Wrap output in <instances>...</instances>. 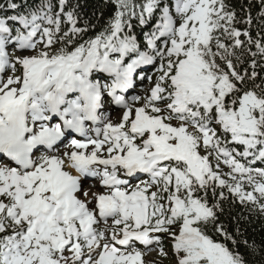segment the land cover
<instances>
[{
	"label": "snow or ice",
	"instance_id": "1",
	"mask_svg": "<svg viewBox=\"0 0 264 264\" xmlns=\"http://www.w3.org/2000/svg\"><path fill=\"white\" fill-rule=\"evenodd\" d=\"M111 3H0V264H264V0Z\"/></svg>",
	"mask_w": 264,
	"mask_h": 264
},
{
	"label": "trees",
	"instance_id": "2",
	"mask_svg": "<svg viewBox=\"0 0 264 264\" xmlns=\"http://www.w3.org/2000/svg\"><path fill=\"white\" fill-rule=\"evenodd\" d=\"M5 2L6 0H0V3H5ZM16 2L24 3V0H16ZM39 2L40 0H27V5L35 6ZM53 2L55 3V0H53ZM241 2L242 0H231V3L237 8V10H239ZM244 2L246 3V0H244ZM71 3L73 4L80 3L82 5L80 11L83 13L84 18L90 19L91 23L97 25L94 31H89L87 33V35L84 37L85 39H87L89 36H94L96 32L101 31L104 25L106 24L108 18L115 11L114 4L111 3V0H109L107 4L105 3V0H71ZM256 11H258V7L253 9V14H255ZM94 13L95 15H93ZM8 14H12V13L9 12ZM97 17H99V20H97ZM146 30L147 28L144 29V31ZM225 207L227 208V205ZM221 219H225V217H221ZM225 222L227 223L228 220H225ZM253 229H255V233L253 232ZM253 235L255 236L257 242H259L260 237L264 236V231H261V221L259 220L254 219L251 226L248 227V237L251 239ZM243 250L244 249L242 247L241 251Z\"/></svg>",
	"mask_w": 264,
	"mask_h": 264
},
{
	"label": "rangeland",
	"instance_id": "3",
	"mask_svg": "<svg viewBox=\"0 0 264 264\" xmlns=\"http://www.w3.org/2000/svg\"><path fill=\"white\" fill-rule=\"evenodd\" d=\"M18 51H20V50H18ZM29 51H31V50H29ZM71 93H69L68 94V96H67V99L69 100V98L68 97H71V95H70ZM64 106V105H63ZM62 106V107H63ZM61 107V108H62ZM107 111H108V114H109V116L111 117V116H115V114L120 110V107H112V108H110V109H106ZM225 171H227V168L225 167V169H224ZM152 255H155V254H152Z\"/></svg>",
	"mask_w": 264,
	"mask_h": 264
},
{
	"label": "bare ground",
	"instance_id": "4",
	"mask_svg": "<svg viewBox=\"0 0 264 264\" xmlns=\"http://www.w3.org/2000/svg\"><path fill=\"white\" fill-rule=\"evenodd\" d=\"M129 94H131V93H129ZM62 106H63V105H62ZM62 106H61V107H62ZM112 107H114V108H115V107H116V106H115V104H113V105H112ZM62 108H64V106H63ZM88 124H90V123H88ZM76 136H77V134H76V135H74V137H76ZM79 138H82V137H79ZM6 162H7V161H6Z\"/></svg>",
	"mask_w": 264,
	"mask_h": 264
}]
</instances>
